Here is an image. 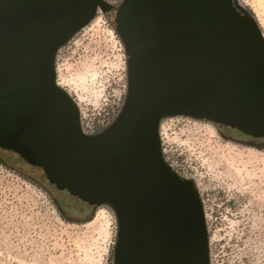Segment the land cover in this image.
<instances>
[{"label": "water", "instance_id": "obj_1", "mask_svg": "<svg viewBox=\"0 0 264 264\" xmlns=\"http://www.w3.org/2000/svg\"><path fill=\"white\" fill-rule=\"evenodd\" d=\"M98 8L128 87L116 120L87 136L54 65ZM178 116L264 138V38L235 0H0V155L57 200L109 207L113 264H210L198 190L161 152L160 122Z\"/></svg>", "mask_w": 264, "mask_h": 264}, {"label": "rangeland", "instance_id": "obj_2", "mask_svg": "<svg viewBox=\"0 0 264 264\" xmlns=\"http://www.w3.org/2000/svg\"><path fill=\"white\" fill-rule=\"evenodd\" d=\"M104 1L116 10L124 0ZM235 1L264 38V0ZM54 68L81 127L100 132L116 120L127 95V57L99 8L58 49ZM159 136L164 161L198 190L210 264H264V138L249 147L224 138H239L224 127L182 116L162 119ZM116 237L109 207L62 211L47 187L0 155V264H113Z\"/></svg>", "mask_w": 264, "mask_h": 264}, {"label": "flooded vegetation", "instance_id": "obj_3", "mask_svg": "<svg viewBox=\"0 0 264 264\" xmlns=\"http://www.w3.org/2000/svg\"><path fill=\"white\" fill-rule=\"evenodd\" d=\"M234 135L239 136L235 137V136H223L224 138L242 144V145H246L249 147H257V141L263 139V138H254V137H250V136H244L241 134H236L234 133ZM57 200V199H55ZM60 208L62 209V211L68 212L70 214H82V212L84 211V208L76 203H72V202H65V201H60L57 200Z\"/></svg>", "mask_w": 264, "mask_h": 264}, {"label": "built area", "instance_id": "obj_4", "mask_svg": "<svg viewBox=\"0 0 264 264\" xmlns=\"http://www.w3.org/2000/svg\"><path fill=\"white\" fill-rule=\"evenodd\" d=\"M81 129H82V132H83L85 135H87V136H91V135H95V134L99 133V131H98V132H88V131H86L83 127H81ZM100 132H101V131H100Z\"/></svg>", "mask_w": 264, "mask_h": 264}, {"label": "bare ground", "instance_id": "obj_5", "mask_svg": "<svg viewBox=\"0 0 264 264\" xmlns=\"http://www.w3.org/2000/svg\"><path fill=\"white\" fill-rule=\"evenodd\" d=\"M99 214L102 215V216H104V215H105V210H103V209L100 210V211H99Z\"/></svg>", "mask_w": 264, "mask_h": 264}, {"label": "trees", "instance_id": "obj_6", "mask_svg": "<svg viewBox=\"0 0 264 264\" xmlns=\"http://www.w3.org/2000/svg\"><path fill=\"white\" fill-rule=\"evenodd\" d=\"M2 162V161H1ZM3 163V162H2Z\"/></svg>", "mask_w": 264, "mask_h": 264}]
</instances>
